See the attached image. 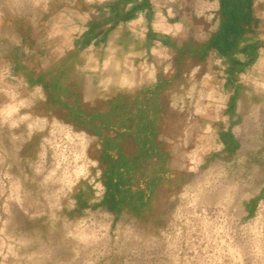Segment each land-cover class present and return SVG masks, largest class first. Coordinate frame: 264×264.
I'll return each mask as SVG.
<instances>
[{"label": "crops", "instance_id": "0c3cea01", "mask_svg": "<svg viewBox=\"0 0 264 264\" xmlns=\"http://www.w3.org/2000/svg\"><path fill=\"white\" fill-rule=\"evenodd\" d=\"M223 20L238 25L229 35L238 30L246 39L230 59L212 49L206 61L195 60L175 80L179 89L171 92L173 81L163 94L170 116L159 140L170 158L144 206L99 195L109 157L131 156L135 146L130 138H110L114 130L99 119L93 130L90 119L110 111L114 91L133 93L160 74L172 77L176 47L219 31ZM73 52L75 60L65 64ZM58 83L69 86L64 104L47 87ZM179 117L187 125L174 129L184 135L171 139L169 121ZM238 167L250 174L247 183L234 188L231 181L224 196L240 198L244 223L264 228V0H44L0 13L1 220L16 229L12 235L27 238L21 263L49 261L42 252L56 253L63 228L69 264H120L124 250L114 247L138 237L148 250L160 244L163 259H179L185 187L200 170L229 181ZM105 219L111 237L92 241L90 257L87 221Z\"/></svg>", "mask_w": 264, "mask_h": 264}, {"label": "rangeland", "instance_id": "374dc122", "mask_svg": "<svg viewBox=\"0 0 264 264\" xmlns=\"http://www.w3.org/2000/svg\"><path fill=\"white\" fill-rule=\"evenodd\" d=\"M42 1L44 0H0V13L6 12L7 9H25ZM171 120L172 122L169 121L170 130L165 135L171 139H175L177 135H184L182 131L181 133H176L174 128L177 124L179 126L183 123L187 125V117H179L178 120L171 118ZM256 137L257 134L253 133V137L250 139H257ZM255 152L256 150L252 151V153ZM238 169L233 174V180L229 181L224 180V175L218 174L219 172L217 171L209 168L200 170L196 174V179L185 187L186 199L182 212L184 213L186 228L184 229L183 251L179 259H163L160 244L155 245L152 250H148L144 239L138 237L136 239L133 238L126 245L117 244L114 247L116 249L122 247L124 256H126V258L123 256V260L119 263L264 264V228L258 226L261 223H244L240 214V198L234 197L231 202V198L224 196V190L231 187L232 183L234 188L247 183V178L250 174L241 172L239 167ZM251 183L254 182L251 181ZM103 193L104 189L100 188L98 194L101 195ZM226 200H229V203H226ZM2 202H6V198L0 196V264H20L21 258H18V255H20L18 250L23 246V242L27 238L12 235L11 231L16 229L11 225L6 226V223H2ZM230 214H232L233 219H226ZM87 226L89 227L88 231L91 234V238L90 244L86 248L88 247L89 249V256L93 257L96 253V247H93L95 245L91 242L106 240L105 238L111 237V232L108 228L109 221L105 219L103 223H94L93 220H89L87 221ZM65 234V229H60L56 253L49 251L47 247L42 252V255H46L49 261L41 262V264H69L66 260L68 246H66ZM115 234L113 233L112 235L114 236ZM122 240H124L123 236L118 239V242L122 243ZM176 256L178 257V255ZM35 262V260L28 258L22 260L21 264H35ZM89 264H96V262L91 259Z\"/></svg>", "mask_w": 264, "mask_h": 264}, {"label": "trees", "instance_id": "16d2710c", "mask_svg": "<svg viewBox=\"0 0 264 264\" xmlns=\"http://www.w3.org/2000/svg\"><path fill=\"white\" fill-rule=\"evenodd\" d=\"M222 18L225 7L223 5ZM231 21H222L220 30L212 32L206 36L189 37L179 45L178 57L174 58L177 69L172 77L166 74H160L156 83L144 86L137 91L130 93L125 90L114 91V100L111 101L110 111L104 116L93 117L90 119L93 130L96 128L95 119H99L102 124L109 125L114 131L108 136H114L116 140H125L130 138L135 146V154L126 156L120 154L119 157L113 155L109 157L110 163L103 172V184L105 192L117 196V201L121 200L127 204L135 203L144 206L143 197L148 190L154 189L160 175L165 172V166L170 158V151L164 146V142L159 140L161 122L169 114V102L165 101L164 93L172 84V91L179 89L176 79L183 73H189L195 63L206 61L212 49L230 59L234 50H239L241 42L246 38L239 35H229L230 28L239 29L237 23ZM171 47H174L171 45ZM254 55V54H252ZM73 52L65 60V64L75 60ZM233 71H239L241 64L234 62ZM63 74L60 70L57 76ZM188 75V74H187ZM61 77V76H60ZM60 81V79L58 80ZM181 83V80H179ZM187 87V76L182 81ZM52 91L56 103L64 104L61 97L67 93L69 86L67 84H49L47 86ZM170 92V91H169ZM167 104V105H166ZM76 106V104H75ZM77 107V106H76ZM168 109V110H167ZM75 119L79 120L80 117ZM79 131V130H78ZM224 138L228 139V135ZM122 163V164H120ZM113 200V197H112Z\"/></svg>", "mask_w": 264, "mask_h": 264}]
</instances>
